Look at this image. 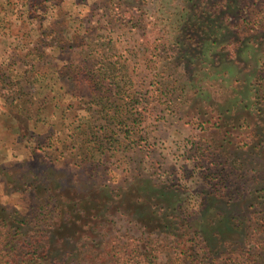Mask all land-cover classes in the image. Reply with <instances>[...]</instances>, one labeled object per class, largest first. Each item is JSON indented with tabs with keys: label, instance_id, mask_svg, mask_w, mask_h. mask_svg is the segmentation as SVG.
<instances>
[{
	"label": "rangeland",
	"instance_id": "1",
	"mask_svg": "<svg viewBox=\"0 0 264 264\" xmlns=\"http://www.w3.org/2000/svg\"><path fill=\"white\" fill-rule=\"evenodd\" d=\"M200 1L0 0V215L14 241L42 229L56 254L137 248L138 264H199L210 245L264 262L263 236L232 226L264 217V117L248 107L264 30L242 28L264 0ZM200 7L216 39L175 37L181 10ZM153 40L168 63L147 60ZM92 46L139 90L137 133L106 156L84 134L98 107L71 77ZM191 140L207 150L191 156Z\"/></svg>",
	"mask_w": 264,
	"mask_h": 264
},
{
	"label": "trees",
	"instance_id": "2",
	"mask_svg": "<svg viewBox=\"0 0 264 264\" xmlns=\"http://www.w3.org/2000/svg\"><path fill=\"white\" fill-rule=\"evenodd\" d=\"M235 1L236 0H224L223 6L226 7L228 3V6L230 7L229 9H232L235 7ZM204 2V0H201L200 5H203ZM32 3L34 5L33 0ZM236 4L240 5V3L237 2ZM136 10L139 14L131 16V18L137 19L132 26L140 23V16L142 15L141 9L136 8ZM191 11V17L193 19L186 20V15L181 10L183 21L178 23L179 29L175 37H182V35L189 36L190 32L188 31L191 30L194 33L193 36H198L203 41L204 39L207 40L210 37L216 39V36L212 34L210 28L208 27L211 21L208 19V16L210 15H204L207 13L206 10L200 7L198 10L192 9ZM117 13L124 17L123 13L126 14L127 12L126 10H123V12L118 10ZM256 15L260 18L248 21L252 24V26H247L246 24V28L241 25L242 28L255 32L261 30L263 31L264 9H261L259 12L257 11ZM154 39L163 43L162 40L156 38ZM155 40H153L150 44L151 49L149 50L150 53L147 60H151V62L154 63L160 61L164 62V57L161 53L162 48ZM78 45H81V43H78ZM229 45L230 44H228V47L221 48L227 49L229 48ZM95 48V46H92L87 55L85 54L83 58L81 57L82 59L77 65H70V67L74 66V74L71 77L78 81L77 85L79 84V81H81L82 84L87 85L90 97L92 101H95L94 104L96 107H98L100 120L93 124L94 127H92V125L86 127L84 134L91 141L93 146H97L99 148L104 147L105 152H102V154L106 156L107 152H110L111 149H113L112 151L117 152L118 150L120 151L123 148H126L127 139L131 140V137L133 138V135L137 133L135 126L140 124V121L138 119L139 113L137 114V106H135L134 103L139 101V98L136 96L139 90H134L132 85L126 87V81H123V77H126V74L118 72L117 69H115V66H110V64L102 62V58L97 59L93 54ZM145 51H148V47H146ZM144 53L146 54L147 52ZM164 63L166 64L168 62ZM258 63L259 69L254 77L251 87L250 97H252V102L248 107L251 106L257 117L262 118L264 117V53L258 58ZM155 67L151 70H154L153 77L156 81H158L163 76L162 72H164V70L155 71ZM164 94H168V92L166 91ZM228 98L230 97L228 96ZM165 101L168 102V105L176 103V100L171 98ZM226 108L229 109V107ZM237 121L240 126L249 125V121L245 117H239ZM97 137H99V139H97ZM189 146L191 147L188 151L191 153V156L195 155L194 157H198L197 153L194 154L195 151L198 150L200 153L203 149L206 151L208 148L201 142L197 143V140H194V142L191 140ZM213 146L217 147L215 144H212V147ZM224 156L225 158L227 156V160L231 158L232 163L237 159V157L231 156L228 153H224ZM195 159L198 160L197 158ZM262 196L264 197V195ZM202 205L203 202L200 207ZM193 206L195 207L196 205H189L191 208H193ZM4 209L5 208L0 207V211H3ZM253 217L254 216L251 217L249 224L245 225L240 223L232 226L235 229H242L245 227L252 229L253 236L255 234H259L264 238V217H261L260 222L257 218H254L253 220ZM0 219L3 222V229H1L2 227L0 228V264H138L139 261L138 257L140 256V252L137 248L131 250H124L120 248L117 251L110 252V255H108L105 260H101L98 257H87L81 255L74 256L67 251L56 254L53 252L51 247H49L47 243L48 241L45 240V235L42 234V229H38L33 236L24 239L19 238L18 241H14L13 235L18 230L14 231L12 235L9 227H5V221L7 220L6 216L3 217L0 215ZM14 221H18V219H14ZM260 242V247L264 248V239L260 238ZM202 249L204 253L199 258V264H256V259H262L261 255H255L253 251L248 248H241L242 250L240 251L229 248L218 254H216L214 248L210 245L204 246ZM254 255L258 258L254 259ZM258 264H264V262L259 263L258 261Z\"/></svg>",
	"mask_w": 264,
	"mask_h": 264
}]
</instances>
